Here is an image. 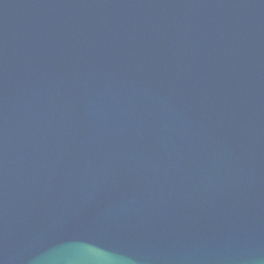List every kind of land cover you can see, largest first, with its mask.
<instances>
[{"label": "water", "instance_id": "1", "mask_svg": "<svg viewBox=\"0 0 264 264\" xmlns=\"http://www.w3.org/2000/svg\"><path fill=\"white\" fill-rule=\"evenodd\" d=\"M0 264H264V0H0Z\"/></svg>", "mask_w": 264, "mask_h": 264}]
</instances>
